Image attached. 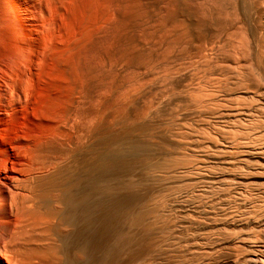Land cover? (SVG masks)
Here are the masks:
<instances>
[{"label":"bare ground","instance_id":"1","mask_svg":"<svg viewBox=\"0 0 264 264\" xmlns=\"http://www.w3.org/2000/svg\"><path fill=\"white\" fill-rule=\"evenodd\" d=\"M153 1L0 0V264H148L128 233V248L105 250V199L130 192L128 209L113 202L147 234L166 182L182 194L166 224L194 229L166 264H264V0H160L159 24L175 4L180 16L164 40ZM175 48L179 65L161 63ZM177 75L189 131L163 127Z\"/></svg>","mask_w":264,"mask_h":264},{"label":"rangeland","instance_id":"2","mask_svg":"<svg viewBox=\"0 0 264 264\" xmlns=\"http://www.w3.org/2000/svg\"><path fill=\"white\" fill-rule=\"evenodd\" d=\"M150 1H151V0H150ZM152 1H153V0H152ZM156 1H157V0H156ZM156 1H153V2H154V3H157V4H159V5L161 4V3H159L160 0H158V2H156ZM153 2H150V5H152ZM161 2H162V1H161ZM154 3H153L154 7L151 6V10H150V11L148 10V11H149V14H150V12H152V13H153V12H154V13H157V12H159V11H160V12H159V15H157V18H156V16L154 17V15H155L154 13H153V14H152V13L150 14V20H149V21H150V24H151V20H152V24H153V25L155 24V25H154L155 27L152 26V24H151V26H150V30H152V29L154 30V28L156 29V30H154V31L152 30L154 33H153L152 31H150V32H152V34H153V36H154V39H156V40H162V38H163V40H164V37L166 36V35H164V34H165V33H168V32L170 31V28H172L173 26L175 27V25L177 24V21H178L177 18H178V16H179V15L177 16V14H178V10H179V9H177V12H176V7H178V4H177V5L175 4L174 7H173V8H175V9H173V10H174V14H175V18L171 17L172 15L174 16L173 13H172V15L170 16L173 20H174V19L177 20V21L174 20V23H175V21H176V23H175V25H173V24H174V23H173V20H171L170 18H168V17H169V16H168V15H169V14H168V11L165 12V10H167V7H165L166 5L164 6V5H163L164 3H162V4H161V5L163 6V7H162L161 5L159 6V5L154 4ZM155 5H156V6H155ZM157 6H158L159 8H157ZM175 6H176V7H175ZM155 7H156V8H155ZM149 8H150V6H149ZM152 8H153V9H152ZM162 8H163V9L166 8V9L163 10ZM154 9H157V10H159V11L154 10ZM160 9H161V10H160ZM153 10H154V11H153ZM156 11H157V12H156ZM161 11H162V13H161ZM175 12H176V13H175ZM157 14H158V13H157ZM160 14H163V15H160ZM164 14H165V15H164ZM151 16H152V17H151ZM159 16H160V18H159V22H158L157 25H156L155 22L158 21V17H159ZM161 16H162V17H161ZM165 16H168V17H167L168 20L164 18V19L166 20V22H167V24L165 23L166 26L164 25L166 28H165L164 26H162V24H164V22H165V21H163V17H165ZM179 17H180V16H179ZM151 18H152V19H151ZM153 18H156V19H155L156 21H155ZM169 19H170V20H169ZM178 19H179V18H178ZM161 21H163V23H162ZM168 21H169V22L171 21L173 24H171V22H170V24H171V25H170ZM153 22H154V23H153ZM160 22H161L162 24H159ZM168 24H169L171 27H170ZM159 25H160V26H159ZM177 25H178V24H177ZM161 26H162V28H161ZM151 27H152V28H151ZM167 27H169V28H167ZM175 28H176V30H178L177 27H175ZM175 28H172V29H174V31H173L172 33H175V34L170 33V32L172 31V29H171V31L169 32L170 34L168 33L169 35L166 36L167 38H168L169 36H171V34L174 35L175 38L177 37L176 34H177L178 32H175V31H176ZM160 29H161V30H160ZM165 29H167V30H169V31L166 30L167 32L164 33ZM133 30L135 31V29H133ZM158 30H159V32H158ZM162 30H163V33H162ZM131 31H132V30H131ZM156 31H157V32H156ZM160 31H161V32H160ZM160 33H161V34H160ZM159 34H160V35H159ZM162 34H163V35H162ZM156 35H158V36H156ZM153 36H152V37H153ZM162 36H164V37H162ZM171 37H172V36H171ZM174 37H172V38H174ZM158 38H159V39H158ZM167 38H165V39H167ZM177 48H178V47H177ZM177 48H175L176 50H173V53H174V54L172 53L171 55H169V57H167V56H165V55H164L165 57H164V56H161V57H160V58L162 59V60H160L161 63H163V62L165 61L166 63L164 62L163 64H168V63L170 62L173 66H178L179 63H180V60H179V59H181V58H180L181 54H180L179 52H177V50H179V49H177ZM226 48H228V47H226ZM138 49H139V48H138ZM228 49H229V48H228ZM179 51H180V50H179ZM175 54H177V55H175ZM160 55H161V54H160ZM162 55H163V54H162ZM166 55H168V54L166 53ZM162 57H163V58H162ZM170 57H171V59H170ZM173 57H174V58H173ZM160 58H159V59H160ZM165 58H168V59L166 60ZM172 58H173V60H172ZM178 58H179V59H178ZM160 61H159V62H160ZM162 61H163V62H162ZM167 61H168V62H167ZM177 61H178V63H177ZM170 63H169V64H170ZM173 63H174V64H173ZM175 64H176V65H175ZM177 64H178V65H177ZM157 67H158V66H157ZM157 67H155V68L151 67V69H150L151 72L153 73V71H156V70H157ZM152 68H153V69H152ZM160 70H162V71H161V72H158V71H160ZM148 71H149V70H148ZM157 72H158V73H157ZM162 72H164L163 69H159V70L156 71L155 75H156V74H159V73H160V77H161V75H166L165 72H164L165 74H163ZM161 73H162V74H161ZM155 75H154V76H155ZM176 77H178V75H177ZM176 77H175V78H176ZM144 78H148V77H144ZM144 78H143V79L141 78V79L143 80V82H144V83H143V82L140 83V86H141L142 88H141L140 86H137V87L139 88L137 92H139V93H143V94L145 93V91L148 93V89H149V87H150L151 85L155 84V81L157 80V79L153 78L152 75H151V78L154 79V82H153V80L150 81V80H151L150 77H149L150 80H148V79L145 80ZM162 78H163V80H161L160 82L165 81V80H164V77H162ZM175 78H174V79H175ZM176 79H177V78H176ZM176 79H175V80H176ZM144 80H145V81H144ZM175 80H173V84H172L174 87H170V88H172V89L174 88V90L172 91V89H171V91H172V93H173V97L176 96V95L178 96V97L176 96L177 98L175 97V100L178 101V102H176V101L173 99L174 102H175V103H173V105H172V106H174L173 108H172V107H169V106L167 105L168 107H165V108L169 109L168 111H167V109H165L164 107H162V109H160V110H162L161 113H160V110L158 111V112H159V113H158L159 117H160V115L162 114V112H165V111H167L168 114H171V115L169 116V115L167 114V116H166L165 114H166L167 112H165V114L163 113V114H162L163 116H162V115H161V116L164 117L165 119H163V120H164V121L166 120L167 122H166V121L163 122V120L157 118V119H159L160 121H159V123H156V124H157L156 126H158V124H159L158 127H160V123L162 124V122H163L164 126H163V125H162V126H163L164 128H166L165 126H166V125L172 120V121H171V124L169 123L170 125H169V124L167 125V129H168V128L170 129V128L172 127L173 129L171 128V131L173 130V131L180 132L181 129H178L179 131L177 130L178 124H179V127H180V128L183 127V126H184L183 128H185V126L188 124V126H186V128H185L186 131H187V130H188L187 127H189V126L191 127V125L193 124V122H192V124L190 125L191 122H189V120H187V122H189V123L185 124L186 121H185V120L181 117V115H180V114H182V112H179V111H181V110H180V108H181V107H180V106H181V103H180V100H179V99H180V97H179L180 95H179V94L181 93V86L179 87V85H181V82H179V81H180V80H179V77H178V79H177L176 81H175ZM178 80H179V81H178ZM166 81H167V80H166ZM146 82H147V83H146ZM148 82H149V84H148ZM142 83H143V84H142ZM144 84H145V85H144ZM147 84H148L149 86H148ZM165 84H166V83H164L163 86H162V84H161V86H162L161 88H164V87H165ZM178 84H179V85H178ZM144 86H146L147 88H145ZM175 87H177V88L175 89ZM142 89H143V90H142ZM136 90H137V89H136ZM140 91H141V92H140ZM153 91H154V90H153ZM153 91H152V92H153ZM171 91H170V93H171ZM135 92H136V91H135ZM164 92H165V91H164ZM167 92H168V91L166 90V94L163 93V96H164V95H167V96H168V93H167ZM155 93H157V91H154V93H152V94L154 95ZM177 93H178V94H177ZM175 94H176V95H175ZM169 95H170V94H169ZM167 96H164V97L166 98V101H167ZM177 103H178V104L180 103V104L178 105ZM155 107H156V108H155ZM157 107H158L157 105L154 106L155 109H157ZM178 107H180V108L178 109ZM163 108H164V109H163ZM170 108L173 109L174 111H175V109L177 108V110H176L177 112H174V111H173L174 114L176 113L175 115L173 114V112H172V110H171ZM174 108H175V109H174ZM170 110H171V111H170ZM169 111L172 112V113H170ZM172 114H173V115H172ZM177 114H179V115H177ZM176 116H178V117L176 118ZM166 117H167V119H166ZM160 118H161V117H160ZM174 118H176V120H175ZM170 119H171V120H170ZM177 120H179L180 122L177 121ZM183 120H184V122H182ZM155 121H156V120H155ZM161 121H162V122H161ZM168 121H169V122H168ZM156 122H158V120H157ZM172 122L174 123V125H175V124H177V125L174 126ZM166 123H167V124H166ZM183 123H184L185 125H183ZM180 125H181V126H180ZM182 125H183V126H182ZM168 126H169V127H168ZM163 127H160V128L164 129ZM179 127H178V128H179ZM160 128L157 129V130H158V131H159V130H162V129H160ZM183 128H182V130L185 131ZM192 128H194V125H193ZM165 130H166V129H165ZM183 131H182V132H183ZM186 131H185V132H186ZM188 131H189V130H188ZM159 147H160V146H158V147H156V148L159 149ZM156 148H155V149H156ZM160 150H163V149L160 148ZM177 155H179V154H176V155L174 156V158H176ZM180 157H181V154L178 156L179 159L177 158V159L173 160L174 158L171 157V158H170L171 160H170V159L168 158V160H170V162H171V163H169V161L166 160L167 163H169V167H171V166H173V165H176L178 161H179L178 164H179V163H183V160H184V159H182L183 157H181V160H180ZM166 159H167V157H166ZM172 160L175 161V162H176L177 160H178V161L176 162V164H172V163H175V162H173ZM170 164H172V165L170 166ZM183 164H184V163H183ZM180 165L182 166V164H180ZM125 179H127V178H125ZM121 180H122V179H121ZM173 183H174V182H173ZM169 184H170V183H167V182H166L165 185L162 184L164 187H161L162 185L158 186V187H160V188H156V187H154V188H156L155 191L157 190V192L154 191L153 194H154V195H155V193H158V194H156V198H154V197H152V198H154L156 201L153 200V199L151 198L150 200H152V201L149 200L150 202H147V203H146L147 205H148V204H149V205H148V206L146 205V207H150V208H151V206L153 207V206L155 205V207L158 206V208H157V207H156L157 209H156L155 207H153V208H154L157 212H158V211L160 212V210H161V212H162V210H163L164 208H166L170 203L172 204L173 202L178 201V200H177L178 197H180V196L182 195V194L179 195L181 192L178 193V189H179V188H178L177 186L175 187V185H176L175 183H174V184L171 183L174 187H173V189H172V185L170 184V185H171L170 189H172V190H170V192L172 191V193H170V192H169V188L167 189V186H168ZM166 185H167V186H166ZM170 185H169V186H170ZM165 186H166V189H167L166 191H165V189H164ZM161 188H163L164 190L161 189ZM174 188H175V189H174ZM177 188H178V189H177ZM160 189H161V190H160ZM159 190H160V191H159ZM141 191H142V190H140V192H139V194L141 193V194H140L141 196L138 194V195H139L138 197H143V194H142V193H144V191H142V192H141ZM167 191H168V192H167ZM176 191H177V192H176ZM180 191H183L182 193H184V190H180ZM123 192H124V193H122V191H121V193H120L121 197H120V195H119L117 198L113 197L114 199H113V198H112V199H113V200H117V201L119 202V199L122 198V196H123L122 200L120 199L121 202H119V204L124 205L123 207H125V206H126L125 204H127V207H125V209H128V201L126 202V200L128 199V197L125 198V195L127 196V194H130V192H125V191H123ZM164 193H165L166 195H165ZM175 193H176V194H175ZM177 193H178V194H177ZM168 194H169V195H168ZM171 194H172V195H171ZM170 195H171V196H170ZM175 195H176V196L178 195V196L176 197ZM173 196H175L176 198H174ZM157 197H158V198H157ZM159 197L162 198V199H159ZM107 198H108V197H106V199H105V205H106V207L104 208V210H105V217H104V219H105V220H104V227H105V228H104V231H105V233H104V242H105V241H106V242L108 241V242L106 243L107 246H105V244H104V248H105V250L108 251L109 248H110V251H113L114 247L119 248L120 246H121L120 248H122V247H124V248H128V246H129L130 248H140V247H141V248H143V247H144V248H147V247H148L147 249H150V248H152V247L154 246V247H156V248L153 247L154 250L151 249V251H150V250L145 249V250L147 251L146 254H148V253H150V255L155 254V255H153V256H155V258L158 259V258H157L158 256L160 257V256H163V255H164V257H166L165 254L168 255V253L171 252V249H172V248H186V246H188V242H187V240H185V239L187 238V234L192 233V232L194 231V229L190 228L189 231H187V230H188L187 228L182 229V228H184V227H182L181 229H179V228H177V230L174 229V230H173L174 232H173V231L171 232V230L173 229V227H171L170 225H167V224L170 223L169 221L171 220V219H170V215H171V214L173 215V216L171 215L172 218L174 217L175 219H176V216H175V215H178V214H177V211L175 212V210H176V209H174L175 207L173 208V207L168 206V208H169V207H170V208H169V209L167 208V210L165 209V211H166V212H167V211H171V208H172V211H171V212H167V214H166V213H159V214H158L157 212H155V215H154V216H157L158 218L156 217L157 219L155 220V224H154V225L159 224V227H160L159 229H160V231H161V234H160L159 229H157L158 226H157V228H156V226H153V228L150 227V228H152V230L154 229V227L156 228V229H154L155 232H156V234L153 233L154 230H153V232H152L151 229H150V231L148 232L149 235H150V232H151V235H150V236H151L150 238H152L151 240H154V241H156V242H154V241H151V242H150V239H148V238H149L148 236H147V237H144L145 239H148L150 243L153 242L152 244H149V242L147 241V243L149 244V246H151V245L154 244L152 247L149 248V246H146V240L143 238V236L148 235V233L145 234V233L147 232L146 228H145V227H144V228L141 227V228H142V231H141V228L139 227V228H138L139 230H137L136 226H135V225L133 226V225H132L133 223L131 222V223H132V224H131V223H129V221H128V220L131 218V215H129L130 218L127 219V216H128V215H127V216H125V215H126V214H129V213H127V211H124V208L121 207V205H118V204H117V203H118L117 201L113 202V200L110 201L111 198H109V199H107ZM124 198H125V199H124ZM168 198H171V199L174 198L175 200H174V199H173V200L169 199V200H171V201H169ZM123 199H124V200H123ZM157 199H159V200H157ZM164 200H166V201L168 200V201L166 202V201H164ZM108 201H109V202H108ZM122 201H123V202H122ZM124 201H125V202H124ZM153 201H155V203H154ZM112 202H113V204H112ZM162 202H163L164 204H163ZM168 202H170V203L168 204ZM109 203H110V204H109ZM114 203H115V204H114ZM122 203H124V204H122ZM157 203H158V204L161 203L162 206H160L161 204L158 205ZM165 203H166V204H165ZM151 204H153V205H151ZM173 204H174V203H173ZM173 204H172V205H173ZM111 205H112V208H111ZM117 205H118L119 207H118ZM115 206H116V207H115ZM159 206L162 207V209H160ZM163 206H164V207H163ZM117 207L119 208V210L117 209V211H116V208H117ZM120 207H121V208H120ZM113 208H115V211H114ZM153 208H151V209H153ZM158 209H159V210H158ZM173 209H174V210H173ZM111 210H112V211H111ZM122 210H123V212H122ZM108 211H109V212H108ZM120 211H121V212H120ZM110 212H111V213H110ZM116 212H117V213H116ZM124 212H125L126 214H125ZM128 212L131 213L130 210H129ZM153 212H154V210H153ZM118 213H119V214H118ZM156 213H157V214H156ZM173 213H175V214H173ZM121 214H122V215H121ZM161 214H162L163 216H162ZM164 214H165V215H164ZM158 215H159V216L161 215L160 218H159ZM167 215H168V217H164V216H167ZM111 216H112V217H111ZM129 216H128V217H129ZM107 217H108V218H107ZM113 217H114V218H113ZM118 217H119V218H118ZM125 217H126V218H125ZM162 217H164L163 220H161ZM110 218H111V219H110ZM120 218H121V219H120ZM124 218H125V219H124ZM117 219H118V220H117ZM126 219H127V220H126ZM164 219H165V222H164ZM169 219H170V220H169ZM122 220H124V221H122ZM157 220H159V221H157ZM167 220H169V221H167ZM106 221H107V222H106ZM115 221H116V222H115ZM127 221H128V222H127ZM156 221H157L158 223H156ZM162 221H163V223H162ZM166 221H167V224H166ZM176 221H177V220H176ZM109 222H110V223H109ZM117 222H118V223H117ZM160 222H161V223H160ZM168 222H169V223H168ZM113 223H114V224H113ZM121 223H122V224H121ZM164 223H165V224H164ZM108 224H109L110 226H109ZM115 225H116V227H115ZM123 225H124V226H123ZM162 225H163V227H162ZM117 226L119 227L118 230L116 229V228H118ZM168 226H169V227H168ZM186 226H187V225H186ZM113 227H114V228H113ZM125 227H126L127 229H125ZM161 227H162V228H161ZM164 227H168V228H164ZM120 228H121V229H120ZM133 228H134V229H133ZM122 229H123V230H122ZM115 230H116V231H115ZM125 230H126V231H125ZM129 230H131V231H129ZM136 230H137V231H136ZM178 230H179V231H178ZM191 230H192V231H191ZM108 231H109V232H108ZM114 231H115L116 233H115ZM120 231H121V232H120ZM158 231H159V232H158ZM162 231H163L164 233H163ZM180 231H181V232H180ZM186 231H187V232H186ZM113 232H114V233H113ZM122 232L124 233V235H123ZM130 232H131V234H130ZM142 232H143L144 235H142ZM144 232H145V233H144ZM166 232H167V233H166ZM184 232H185V233H184ZM112 233H113V235H112ZM120 233L123 235V237H122V235H121ZM127 233H128L127 236H129L128 238H127V236L125 235V234H127ZM165 233H166V234H165ZM172 233H173V234L175 233L176 235H175V234L173 235ZM109 234H110V235H109ZM129 234H130V235H129ZM182 234H183V236H184L185 238L182 237ZM118 235H120V236H118ZM139 235H140V237H139ZM155 235H157V236H155ZM160 235H161V236H160ZM178 235H179L180 238L178 237ZM112 236H113V237H112ZM124 236H125V239L127 238V239H126L127 241H128V239H130V242L132 243V244H131V243L128 244L129 241L127 242V241L125 240V241L127 242L126 244H128V246L126 245L127 247H126L125 245H123V244H125V243H122V242H125V241H124ZM135 236H136V237H135ZM152 236H153V237H152ZM162 236H164V237L166 238V240H165V238L162 237ZM174 236H175L176 238H174ZM110 237H111L112 239H111ZM117 237H118L119 239H117ZM131 237H132L133 239L136 238L137 240H138V239H140V240H139V242H138L137 240H133ZM105 238H106L107 240H106ZM113 238H114V240H113ZM115 238H116V239H115ZM120 238H121V239H120ZM122 238H123V239H122ZM170 238H171V239H170ZM172 238H174V239H172ZM177 238H179L178 240H179L181 243L177 240ZM131 239L133 240V242L135 243V245H134V243L132 242ZM163 239H164V240H163ZM169 239H170V240H169ZM182 239H183V241H181ZM120 240H122V241H120ZM160 240H161V242H160ZM167 240H169V241H167ZM112 241H113L114 243H113ZM119 241H120V243H122L121 245H120V243L117 245V243H118ZM135 241H136V242H135ZM175 241H176V242H175ZM140 242L142 243L141 245H140ZM166 242H167V244H166ZM177 242H178V243H177ZM110 243H111V245H110ZM112 243H113L115 246L112 245ZM163 243H164V244H163ZM175 243H176V244H175ZM138 244H139V245H138ZM148 244H147V245H148ZM159 244H160V245H159ZM161 244H162V245H161ZM122 245H123V246H122ZM130 245H131V246H130ZM133 245H134V246H133ZM137 245L140 246V247H138ZM143 245H144V246H143ZM155 245H156V246H155ZM171 245H172V246H171ZM174 245H175V246H174ZM179 245H180V246H179ZM132 246H133V247H132ZM142 246H143V247H142ZM145 246H146V247H145ZM159 246H160V247H159ZM178 246H179V247H178ZM162 247H163V248H162ZM158 248H160V249H158ZM166 248H167V250H169L168 252H167V250H166L167 253L165 252V249H166ZM111 249H112V250H111ZM157 249L159 250V252L157 251ZM162 249H163V252H162ZM145 250H144V251H145ZM107 251H106V252H107ZM148 251H150V252H148ZM155 251H156V253L158 254L157 257H156V253H154ZM172 251L175 252V253L177 254V256H175L176 254L174 253V255L171 257L172 259H174L175 257H179V258H180V253L176 252L175 249L172 250ZM151 252H152V254H151ZM164 252H165V254H163ZM173 252H172V254H173ZM159 253H160V254H159ZM161 253H162V254H161ZM146 254L144 255V257L146 256ZM178 254H179V255H178ZM147 256H148V257H146V260L149 262V258H152V257L149 256V255H147ZM112 257H115V256H112ZM112 257H111V258H112ZM141 257H142V258H141ZM141 257H139V258L141 259V261H144L145 258H143V255H141ZM164 257H163V258H164ZM173 257H174V258H173ZM111 258H110V259H111ZM147 258H148V259H147ZM163 258H159V259H160V261H159V260L154 259V257H153V259H150V262H149V263H148L146 260H145V261H146V263H148V264H150V263L153 264V263H155V262H159L158 264H161V263H162V264H163V263L166 264L168 261H170V260L168 259V258H170L169 256H168V258L166 257L167 259H165V260H163ZM113 259L115 260L116 258H112V260H111V261L108 260V262L110 261L109 263L112 264L113 262L116 261V262H115V264H116V263H117V260L114 261ZM140 259H139V261H140ZM161 259H162V260H161ZM175 259H176V258H175ZM175 259H174V261L179 260V262H180V259H178V258H177L176 260H175ZM188 259H189V258H188ZM188 259H187V263H188V262H189V263L192 262V261H188ZM166 260H167V261H166ZM190 260H191V258H190ZM106 261H107V260H106ZM151 261H154V262L152 263ZM160 262H161V263H160ZM177 262H178V261H177ZM177 262H175V263H177ZM179 262H178V263H179ZM183 262H184V261H183ZM183 262H182V263H183ZM109 263H108V264H109ZM178 263H177V264H178ZM113 264H114V263H113ZM117 264H118V263H117ZM156 264H157V263H156ZM183 264H184V263H183Z\"/></svg>","mask_w":264,"mask_h":264}]
</instances>
